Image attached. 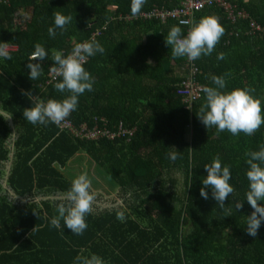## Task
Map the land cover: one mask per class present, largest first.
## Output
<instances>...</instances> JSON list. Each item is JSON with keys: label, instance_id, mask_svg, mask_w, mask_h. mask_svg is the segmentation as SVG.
<instances>
[{"label": "trees", "instance_id": "16d2710c", "mask_svg": "<svg viewBox=\"0 0 264 264\" xmlns=\"http://www.w3.org/2000/svg\"><path fill=\"white\" fill-rule=\"evenodd\" d=\"M240 9L264 28V0H234ZM179 0H147L141 13L154 8L174 9ZM71 14L73 21L52 38L54 13ZM132 19L114 20L112 15ZM214 14L225 33L210 56L195 60L202 85L214 86L211 77H227L226 89L251 86L264 99V34H251L249 21L229 19L217 4L195 14L194 20ZM169 20H145L131 15V0H0V42H7L11 59L0 58V264H77V256L96 254L106 264H264V222L255 238L246 233L247 215L253 209L245 199L249 181L247 156L264 144V125L252 136H233L206 128L197 113L202 97L190 105L177 93L186 57L174 58L165 37ZM103 45V54L84 65L95 77L93 91L79 96L70 119L75 125H92L105 117L110 128L120 123L135 129L130 140L89 141L75 138L58 126L33 125L24 116L32 107L27 93L40 100L63 99L49 81L53 50L71 52L75 43L92 39ZM36 43L48 58L41 62L37 80L29 78L28 56ZM226 56L218 60V53ZM35 62V61H33ZM117 184L114 197L94 192L93 212L87 229L73 234L61 220L51 226L56 205L71 187L61 169L79 152ZM176 152L177 159H169ZM229 165L230 183L243 202L236 211L232 196L225 213L212 197L200 195L202 180L216 155ZM264 203V202H261ZM124 210V222L116 218ZM223 235V241L219 237Z\"/></svg>", "mask_w": 264, "mask_h": 264}, {"label": "clouds", "instance_id": "9594fccd", "mask_svg": "<svg viewBox=\"0 0 264 264\" xmlns=\"http://www.w3.org/2000/svg\"><path fill=\"white\" fill-rule=\"evenodd\" d=\"M147 0H131V15H141V10ZM245 3L248 0H244ZM73 21L71 14L54 13L55 27L48 28L50 37L55 38L56 29L66 31V26ZM180 24H191L186 34L179 25H173L165 37L166 45L171 48V55L174 58L186 57L189 61H195L202 56H210L215 50L225 33V28L220 18L214 14L201 17L198 21H180ZM105 51L94 37L82 43H75L71 52L65 55L62 50H53L52 61L54 66L50 68L53 79L61 78L55 83V89L60 93H67L63 99H48L47 102L39 97L27 93L33 104L25 108L24 118L33 125H47L49 122L60 125L72 112L77 110L79 96L85 91H93L95 77L86 70L84 65L89 57ZM0 58L11 59L9 45L7 42H0ZM48 58L45 47L36 43L34 51L28 56L26 67L30 69L29 78L37 80L43 72L41 62ZM226 56L223 52L218 53L217 59L223 60ZM35 61V62H33ZM229 73L211 77L214 86H203L204 101L200 106L197 116L201 123L208 129L215 127L216 134L229 132L233 136L243 133L246 136L254 135L264 125V99L254 95L256 89L251 86L243 88L236 87L230 91L226 89ZM249 166L246 177L249 181L245 199L253 211L247 215L246 233L255 238L261 223L264 222V144L259 150L250 151L245 154ZM169 159L176 160L177 153H169ZM207 172L202 180L200 195L207 200L209 198L207 188H211L212 197L224 216L232 214V206L225 207V201L232 196L236 211L243 207V201L235 199L238 195L230 183L231 171L229 165H222L221 157L217 154L210 164H205ZM92 182L87 171H82L71 182V187L62 197L61 202L56 205L57 215L53 216L50 223L57 229L61 228V220L64 225L75 235H82L87 229L86 216L93 212L94 193L91 191ZM116 218L124 222L125 211L118 210ZM77 264H106V261L92 254L90 257L77 256Z\"/></svg>", "mask_w": 264, "mask_h": 264}, {"label": "built area", "instance_id": "2783aa9c", "mask_svg": "<svg viewBox=\"0 0 264 264\" xmlns=\"http://www.w3.org/2000/svg\"><path fill=\"white\" fill-rule=\"evenodd\" d=\"M231 0H179L180 4L177 8L166 9V8H154L150 11L142 12L140 17L145 20L158 19L162 23H167L169 20L176 21L180 24V21H193L195 14L207 7L215 6L217 4L224 7L229 15V19L236 23L238 19L248 20L249 21V32L251 34H264V28L252 19L250 15L243 9H238L234 7ZM132 19L129 15H112L111 18L107 21V24L114 20H127ZM187 26L188 29L191 24H180ZM105 27H102L101 30H98L92 35V38H96L101 31L105 30ZM187 59V58H186ZM187 68L188 73L178 84L177 93L181 95L186 102V104L193 105L194 102L199 100L202 97L203 92L201 88L205 85H202L197 80V75L200 73L198 66L195 61H189L187 59ZM59 77L53 79L52 74H49V81L52 83L57 81ZM47 102V101H44ZM92 125L89 126L88 123L81 125H75L70 116L63 121L60 125H57L60 131L67 132L74 136L75 138L89 141H99L107 139L110 141H116L117 139H126L130 140L135 133V129H129L120 123L115 128H110V123L105 117H93L91 120Z\"/></svg>", "mask_w": 264, "mask_h": 264}, {"label": "rangeland", "instance_id": "374dc122", "mask_svg": "<svg viewBox=\"0 0 264 264\" xmlns=\"http://www.w3.org/2000/svg\"><path fill=\"white\" fill-rule=\"evenodd\" d=\"M71 181L82 171H87L92 182L91 190L105 195V197H114L117 193V184L105 172L94 163L92 157L84 151L77 153L68 163L65 169H61ZM223 241V235L219 237Z\"/></svg>", "mask_w": 264, "mask_h": 264}, {"label": "crops", "instance_id": "0c3cea01", "mask_svg": "<svg viewBox=\"0 0 264 264\" xmlns=\"http://www.w3.org/2000/svg\"><path fill=\"white\" fill-rule=\"evenodd\" d=\"M231 3H232V5L234 6V7H237L238 9H240L239 7H238V4L237 3H235L234 2V0H231L230 1ZM226 10V9H225ZM244 10V9H243ZM227 12V11H226ZM228 14V13H227ZM229 16V15H228ZM252 18V17H251ZM253 19V18H252ZM9 50H11V48H9ZM187 75V69H186V72L183 74V77H185ZM99 168H100V166H99Z\"/></svg>", "mask_w": 264, "mask_h": 264}]
</instances>
